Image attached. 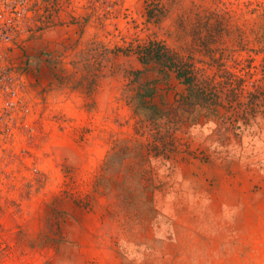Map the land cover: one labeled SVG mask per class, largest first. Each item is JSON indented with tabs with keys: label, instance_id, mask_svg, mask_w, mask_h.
<instances>
[{
	"label": "rangeland",
	"instance_id": "1",
	"mask_svg": "<svg viewBox=\"0 0 264 264\" xmlns=\"http://www.w3.org/2000/svg\"><path fill=\"white\" fill-rule=\"evenodd\" d=\"M33 25L20 59L37 135L2 160L0 264H264V109L176 116L187 85L138 53L164 42L236 100L264 88V0H55ZM145 84L168 118L137 113ZM161 133L170 158L99 182L120 140Z\"/></svg>",
	"mask_w": 264,
	"mask_h": 264
},
{
	"label": "trees",
	"instance_id": "2",
	"mask_svg": "<svg viewBox=\"0 0 264 264\" xmlns=\"http://www.w3.org/2000/svg\"><path fill=\"white\" fill-rule=\"evenodd\" d=\"M138 53L144 65L154 64L160 72L174 73L178 79L187 85V94L179 99V107L172 110V113H176V116L181 110L189 113L197 107H201L209 111V116L213 114L223 121L248 122L264 109V88L259 87L255 91L248 92L247 95L242 91L237 95L236 100L222 99L220 91L208 84L205 76L200 71L195 70L185 58L177 55L164 42L150 41L141 46ZM144 89V93L138 92L134 98L137 113L154 120L163 117L168 118L171 113L169 110L161 109L156 105H149L142 99L143 96H152L155 88L145 84ZM163 134L161 133V139L156 140L157 144H144L139 141L131 144L130 140H120L105 158L103 173L99 177V182L108 185L111 180L115 179L114 176L125 168V161L131 157H142L147 160L151 152H155V155L170 158V150H167L169 147L166 143H163ZM139 146L141 150L146 149L145 154L137 150Z\"/></svg>",
	"mask_w": 264,
	"mask_h": 264
},
{
	"label": "built area",
	"instance_id": "3",
	"mask_svg": "<svg viewBox=\"0 0 264 264\" xmlns=\"http://www.w3.org/2000/svg\"><path fill=\"white\" fill-rule=\"evenodd\" d=\"M54 1L0 0V168L7 166L4 157L34 152L31 140L37 132L32 123L38 98L20 56L34 20Z\"/></svg>",
	"mask_w": 264,
	"mask_h": 264
}]
</instances>
